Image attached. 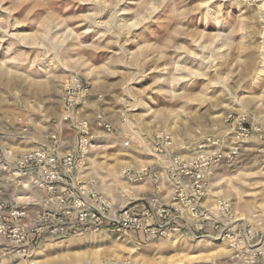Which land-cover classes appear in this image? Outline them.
<instances>
[{"label": "rangeland", "instance_id": "obj_1", "mask_svg": "<svg viewBox=\"0 0 264 264\" xmlns=\"http://www.w3.org/2000/svg\"><path fill=\"white\" fill-rule=\"evenodd\" d=\"M0 149L75 153L59 191L157 229L51 233L47 192L0 173V217L27 233L0 235V264H264L243 241L264 239V0H0ZM197 158L198 210L231 208L201 229L169 207L187 193L172 161Z\"/></svg>", "mask_w": 264, "mask_h": 264}, {"label": "built area", "instance_id": "obj_2", "mask_svg": "<svg viewBox=\"0 0 264 264\" xmlns=\"http://www.w3.org/2000/svg\"><path fill=\"white\" fill-rule=\"evenodd\" d=\"M86 145L87 141H81L80 150L82 152L86 153L88 151ZM9 158L0 149V173H10L9 182L14 183L17 182L16 179H22V177L30 175L32 179L30 182L22 183V187L27 188L34 185L38 189H43L48 194L46 202H52L53 206H55L54 211L50 212L51 214L39 217V219L43 220H54L50 222L52 223L50 226L45 225V228L49 229L51 233H76L86 228L97 230L108 227L117 231L126 229L138 230L150 235L154 234L157 230L155 226L150 227L145 225L143 219L135 216L129 209L124 210L123 207L116 209L107 197L96 193L90 188L82 189V187H79V189H75L71 187L70 189L68 188L66 193H63V190L59 191L61 189L60 185L64 184L63 178L66 175L65 173L69 174L76 169V155L73 152L58 156L44 149H37L24 152L17 159L10 158V160ZM172 163L179 171L178 179H180L181 189L185 188L187 192L179 202H177L178 199H174L173 204L169 206L171 207L172 218L182 220L183 211H179V217L173 216V214H177L178 212V209L173 206L183 203L185 204H183L185 206V214L188 218H192L191 222H195L198 229L203 228L204 221L209 222L215 218L217 216L216 212L224 215L230 214L231 208L226 202H219L220 207H217L215 212L198 210L197 200L204 196L206 178L210 175L209 172H205L207 168L202 159L197 158L190 163L174 159ZM171 171V169H167V172L173 175ZM18 183L20 184V181ZM156 202L154 201V203ZM157 212L159 217L170 219L169 215L171 213L168 207L161 206ZM7 213L8 217L16 219L25 216L27 211L15 207L11 208V211ZM147 215H150L149 212L144 213V216ZM55 222L56 225L54 224ZM157 227L162 229L164 226L157 225ZM8 230L10 229L7 227V218L0 217V235L10 236L15 234L26 237L24 234H27L19 231L16 227L12 228L11 231ZM41 233H43V227L32 231V235L34 236H39ZM243 237L244 243L249 248H253L255 254L260 256L261 260H264V239L261 237L257 238V243L251 244L255 240L256 234L249 230L244 231ZM101 264L128 263L110 261Z\"/></svg>", "mask_w": 264, "mask_h": 264}, {"label": "crops", "instance_id": "obj_3", "mask_svg": "<svg viewBox=\"0 0 264 264\" xmlns=\"http://www.w3.org/2000/svg\"><path fill=\"white\" fill-rule=\"evenodd\" d=\"M1 196V195H0Z\"/></svg>", "mask_w": 264, "mask_h": 264}]
</instances>
